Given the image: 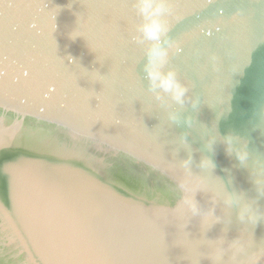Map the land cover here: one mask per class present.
<instances>
[{"label": "water", "instance_id": "water-1", "mask_svg": "<svg viewBox=\"0 0 264 264\" xmlns=\"http://www.w3.org/2000/svg\"><path fill=\"white\" fill-rule=\"evenodd\" d=\"M167 4L182 101L137 0H0V264H264V0Z\"/></svg>", "mask_w": 264, "mask_h": 264}, {"label": "clouds", "instance_id": "clouds-1", "mask_svg": "<svg viewBox=\"0 0 264 264\" xmlns=\"http://www.w3.org/2000/svg\"><path fill=\"white\" fill-rule=\"evenodd\" d=\"M137 5L138 14L143 18L139 31L144 38L155 42L148 51L149 78L154 86L158 85L165 92H170L176 100L182 101L187 89L178 80L175 71L169 70L167 73H162L159 68V65L166 62L168 56L167 50L160 46V37L168 30L164 20L168 11L167 0H137ZM237 155L241 161L246 157V153L243 151L238 152ZM186 203L192 211H196L193 201L186 200Z\"/></svg>", "mask_w": 264, "mask_h": 264}]
</instances>
